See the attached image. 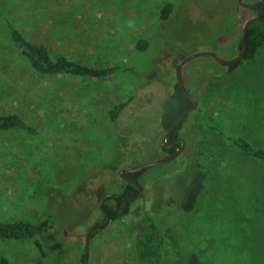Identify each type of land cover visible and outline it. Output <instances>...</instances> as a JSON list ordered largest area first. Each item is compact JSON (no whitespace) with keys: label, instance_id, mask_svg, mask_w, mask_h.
I'll return each mask as SVG.
<instances>
[{"label":"rangeland","instance_id":"rangeland-1","mask_svg":"<svg viewBox=\"0 0 264 264\" xmlns=\"http://www.w3.org/2000/svg\"><path fill=\"white\" fill-rule=\"evenodd\" d=\"M168 2L174 8L162 20ZM253 15L238 0H0V110L42 130H0V221L50 216L44 246H58L45 255L31 242L0 240V261L83 264L86 233L103 218L98 193L119 194L122 170L167 156L159 113L180 62L207 51L236 59ZM8 21L52 54L129 70L107 78L41 74L10 39ZM140 38L149 41L144 52L135 47ZM181 76L198 104L182 130L184 149L143 169V197L90 241L88 264H125L131 241L141 264H184L192 253L202 264H264V162L230 140L264 149V45L232 69L210 55L192 58ZM121 102L111 122L108 112ZM197 163L206 187L185 214L179 196Z\"/></svg>","mask_w":264,"mask_h":264},{"label":"trees","instance_id":"trees-1","mask_svg":"<svg viewBox=\"0 0 264 264\" xmlns=\"http://www.w3.org/2000/svg\"><path fill=\"white\" fill-rule=\"evenodd\" d=\"M173 8L174 6L171 2L164 4L160 10V18L162 20L168 19L173 11ZM250 9L254 13L253 16L258 17L259 19L252 22L248 28L246 35L248 47L244 59H252L255 52L260 47H262V45H264V3ZM7 25L10 39L15 44L17 50L24 57L29 67L41 74L107 78L129 70L126 65L121 64L109 66H87L78 64L75 61L68 59L65 55L52 54L45 43H36L29 40L25 34L11 22L8 21ZM239 45L242 50V38L239 42ZM135 47L137 51L144 52L149 48V41L147 39L140 38L136 41ZM233 67L234 66H229V69H232ZM126 105V102H121L115 104L111 108V110L108 112L111 122H114L118 119ZM192 106V101L182 91L178 83H176L172 92L162 102L159 113L160 127L166 131L169 130L180 118L183 112ZM192 114L193 112L190 111L185 116L183 121L172 132V136H176L179 134V132H182L185 124L192 118ZM196 124V122H193V127H196ZM0 130H22L31 134H37L41 129L25 123L24 120L16 113H8L6 111L0 110ZM230 140L234 142V144L249 157L264 162V149L253 145L250 141L243 138L242 136L230 138ZM177 146L178 145H173L171 148H165L163 146V150L168 153H172L175 151ZM143 171L144 170L137 171L135 173H131L130 175L139 181V175ZM206 181L207 172L204 170L202 164H195L190 179L179 196V206L183 213L190 214L195 210L199 197L206 187ZM122 191L123 192L120 195L115 194L119 200L124 199L126 196L135 195L139 192L138 187L133 183H127V185L123 187ZM107 194H109V191L104 189L101 193H98V197L102 199ZM104 208L108 212L111 220H116L122 216L118 215L113 210V207H109L108 204H106ZM128 212L129 208L124 214L126 215ZM143 215L148 217L146 212ZM50 219V216H46L35 223H31L22 219L13 221H0V240L28 241L33 243V245L38 246L42 251L44 248H46L48 251L50 250L55 252L58 247L57 244H51L48 242V245L44 246V240H48L51 237L52 227L55 224ZM148 221L150 227L154 229L150 217H148ZM100 231L101 230H96L91 238L94 239ZM155 231L159 242L161 243L163 238L159 234V231ZM138 249L139 248L137 247V244H135L134 241H131L127 252V261L125 264H141L140 259L142 253H140ZM50 251L44 252L45 255H49ZM0 264L7 263L5 259H1ZM184 264L202 263L200 257L197 254L192 253L188 261Z\"/></svg>","mask_w":264,"mask_h":264},{"label":"water","instance_id":"water-1","mask_svg":"<svg viewBox=\"0 0 264 264\" xmlns=\"http://www.w3.org/2000/svg\"><path fill=\"white\" fill-rule=\"evenodd\" d=\"M262 3H264V0H259L255 3H245L243 2V0H238V4L242 7H245V8H255L259 5H261ZM259 18L258 17H251L249 19L246 20L244 26H243V30H242V50H241V53L240 55L234 59V60H224V59H221L219 58L214 52L212 51H207V52H197V53H194L190 56H187L185 57L181 62L180 64L178 65L177 67V80H178V85L180 86V88L182 89V91L186 94V96L192 101L193 103V106L186 109L183 114L180 116V118L174 123V125L164 134L163 136V143H165L166 141V137L172 133V131H174V129L183 121V119L185 118V116L190 112V111H193L195 110L197 107H198V104H197V101L187 92L184 84H183V80H182V76H181V69L182 67L184 66V64L186 62H188L190 59L192 58H195V57H198V56H201V55H210L212 57L215 58V60L217 62H219L220 64H223V65H226V66H235L236 64L240 63L242 60H244V57L247 53V40H246V35H247V31H248V28L250 26V24L256 20H258ZM184 144L185 142L183 141V144L181 146V148L179 150H177L175 153H173L172 155L166 157V158H162V159H159V160H155L153 162H150V163H147V164H143V165H139V166H136V167H131V168H126L124 170H122L120 172V177L122 179H128V180H131L133 181L136 186L138 187V194L135 195L134 197H131V198H128L124 201V204H123V208H122V212H124L128 206V200L131 199V200H137V199H141L143 197V186L142 184H140L136 179L134 178H128L127 177V174L128 173H135L137 171H141L145 168H148V167H151V166H154V165H157V164H160V163H165V162H168L170 160H172L173 158H175L177 155H179L183 148H184ZM110 199H114L117 203H118V198L116 196H113V195H106L102 198L100 204H99V208L100 210H102L105 214V221L99 225H95L93 227H91L86 236H85V251H84V259H83V264H88V257H89V250H90V240H91V237L93 235V233L96 231V230H99V229H103L104 227H106L108 225V223L110 222L111 218L108 214V212L105 210L104 208V204L109 201Z\"/></svg>","mask_w":264,"mask_h":264},{"label":"flooded vegetation","instance_id":"flooded-vegetation-1","mask_svg":"<svg viewBox=\"0 0 264 264\" xmlns=\"http://www.w3.org/2000/svg\"><path fill=\"white\" fill-rule=\"evenodd\" d=\"M194 111V110H193ZM192 111V112H193ZM168 131V130H167ZM166 130H165V133L167 132ZM173 132V131H172ZM166 140L167 141H165V143H163L162 144V147H161V149L163 150V146L165 147V148H171L173 145H178L177 147H176V149H175V151L174 152H172V153H168V152H166V151H164L163 150V152H165L166 154H167V156H165V158L166 157H168V156H170V155H172L173 153H175L177 150H179L180 148H181V146H182V144H183V141L185 142V144H186V140L183 138V135H182V132H179V134L178 135H176V136H172V133L171 134H169L167 137H166ZM184 144V145H185ZM184 149V148H183ZM183 151V150H182ZM182 153V152H181ZM180 153V154H181ZM179 154V155H180ZM179 155H177L175 158H177ZM175 158H173V159H175ZM162 159V158H161ZM131 173H128L127 174V177L128 178H133L131 175H130ZM135 179V178H134ZM124 181H125V185H124V187L127 185V183H133V184H135L133 181H131V180H128V179H124ZM139 182V181H138ZM140 183V182H139ZM141 184V183H140ZM136 185V184H135ZM143 186V185H142ZM144 188V187H143ZM123 189V188H122ZM122 189L120 190V193L119 194H116V195H120L123 191H122ZM144 191V190H143ZM144 193V192H143ZM138 194V193H137ZM137 194H135V195H137ZM107 195H113V196H116L115 194H107ZM135 195H131V196H126L124 199H122V200H119L118 199V203L114 200V199H110L109 201H107L105 204H104V206L106 205V204H108L109 205V207H113V210L118 214V215H123L126 211H127V209L131 206V204L135 201V200H131V199H129L128 200V206H127V208H126V210L124 211V212H122V208H123V204H124V201L126 200V199H128V198H131V197H134ZM117 197V196H116ZM102 200V199H101ZM99 210H100V208H99ZM101 211V213L103 214V218H102V220L101 221H99V223L98 222H96V223H98V224H96L95 223V225H99V224H101V223H103L104 221H105V214H104V212L102 211V210H100ZM110 221H112V220H110ZM105 228V227H104ZM99 230H102V229H99ZM87 234V233H86ZM92 239V238H91ZM91 241V240H90ZM83 259H84V256H83ZM88 260H89V257H88Z\"/></svg>","mask_w":264,"mask_h":264}]
</instances>
